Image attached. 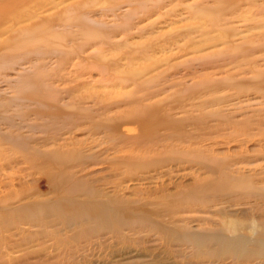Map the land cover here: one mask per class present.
Instances as JSON below:
<instances>
[{
  "label": "rangeland",
  "instance_id": "374dc122",
  "mask_svg": "<svg viewBox=\"0 0 264 264\" xmlns=\"http://www.w3.org/2000/svg\"><path fill=\"white\" fill-rule=\"evenodd\" d=\"M89 200L117 215L75 220ZM261 240L264 0H0V264H264Z\"/></svg>",
  "mask_w": 264,
  "mask_h": 264
},
{
  "label": "bare ground",
  "instance_id": "6f19581e",
  "mask_svg": "<svg viewBox=\"0 0 264 264\" xmlns=\"http://www.w3.org/2000/svg\"><path fill=\"white\" fill-rule=\"evenodd\" d=\"M31 39H33V38H30L29 40H31ZM144 115L145 114L143 112L139 111V110L130 111V112H128L126 114L125 121L126 120H134L135 121V119L136 120L139 119L143 129L144 128H148L149 129V126L151 125V123H150V121H147V119H146V115L147 114L145 116ZM67 119H69V118H67ZM159 123L161 124V122H159ZM159 123H157V124H159ZM121 128H122V124L121 123H117L116 126H108L107 130H109V131H116L117 130V132H118ZM144 130H146V129H144ZM140 137L143 138L142 134L140 135ZM133 141H135V140H133ZM77 154H78V152H76L74 154H71V155H77ZM65 156H67V154H65ZM80 156H82V155H80ZM70 200H73V199H70ZM70 202L74 203L75 201H70ZM75 204H79V206H80L78 208V210H76V212H75V215H74V219L75 220H77V218H81V219L85 218V219H89V220L105 221L106 219H113L114 216L117 215V209L110 202H107V201L89 200L88 202L87 201H83V202L75 203ZM48 206L47 205H44V206L43 205L26 206V207H21L20 211L24 215H28V216L30 215L31 217L40 218L41 215L47 214V211H49V210H51V212H53V213L58 214V213H60V209L62 208V206H59V205H57V206L54 205V206H52V208H51V204H49ZM90 209L93 210V211H89ZM141 212L142 211H140V213ZM138 213H137V215H138ZM133 214H135V213H133ZM154 216H156V215H154ZM154 216H151L149 218L152 219V217H153V220H154ZM71 217L72 216H70L68 218H71ZM134 217L135 218H140V219H145L144 216H139V217L138 216H134ZM141 217H143V218H141ZM159 225H161V224H159ZM161 226H164V225H161ZM166 228H168V227H166ZM251 229L253 231H255V232L257 231L255 226L251 227ZM224 230H230V231H232L234 233V235L229 237V238H227L223 234L216 233V235H215L216 241H219L220 244L229 245L234 250H236V252H241V254L246 253L247 250H248L247 246L250 243L249 241H253V240H251L249 238L242 239V235H240L238 233V231L240 230L239 226H236V225H229V226L225 225L224 226ZM168 231L171 234H173V235H178V237L180 239H189L190 237H194V243H196V244H198L200 246L205 245L207 243V241H208V238L212 237V235H213L211 233L198 232V231H192V230L179 231L177 229H173V228H170V227L168 228ZM259 244L262 245V249H260V250H261V253L264 254V240L259 241Z\"/></svg>",
  "mask_w": 264,
  "mask_h": 264
}]
</instances>
